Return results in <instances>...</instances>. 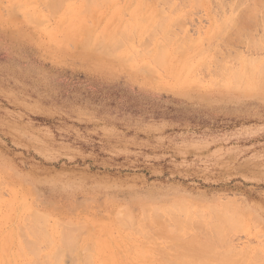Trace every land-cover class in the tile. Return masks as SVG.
Returning <instances> with one entry per match:
<instances>
[{"label":"rangeland","instance_id":"374dc122","mask_svg":"<svg viewBox=\"0 0 264 264\" xmlns=\"http://www.w3.org/2000/svg\"><path fill=\"white\" fill-rule=\"evenodd\" d=\"M28 1L0 0V232L2 231L1 233L3 235H12V237L16 235V238L11 237L14 239L12 240L10 236L3 237L0 233V248L4 251L3 253L0 249V264L4 262V264L10 262V264H26V262L34 264V258L38 256L33 258L32 255L34 253L31 254L28 250L30 249L31 251L32 248L37 247L36 250L34 249L35 251H32L37 253L38 246V251L40 250L38 253V262L43 259L41 258L40 252L45 256L47 255L45 261L47 260L48 262H43V264H50L51 262L54 264H62L65 259V264H83L85 260L88 264L91 262L92 264H100L102 261L107 262L106 259H108L109 264H143L144 262L146 264H166L168 263V261L165 262L167 258L172 263L175 261L176 263L174 264H178V262L179 264L180 262L181 264H199V261L205 263V257L210 261L211 258L209 257H212L210 254H207L209 257L204 254L205 256H202V260L199 259L201 254L199 255L198 253L197 258L195 254L193 255L195 261L193 262L189 254L186 256L187 253L183 251L186 257H182L183 254L180 253L182 255L180 256L181 258H177L179 254L176 251L181 249V247H174H178L182 242H180V239L178 241L180 243L176 242V239L174 240L176 243L174 241L172 242L173 237L171 236L176 237L179 233L177 239L181 238L180 233L185 231L184 227L187 229L186 223L189 226L188 233L190 235L194 234L197 236L207 230V233L210 235L212 233L210 232L212 227L215 231V226L217 227L220 223L218 220L219 217H216L219 213V216L221 214L224 215L220 217L221 219L228 214L226 216L228 218L225 217L226 220L228 219V222L233 221L232 216L236 214L237 216L240 215V217L235 216L234 218V220L236 219V223L234 222V224L240 226L233 224L234 229L235 227H240L239 229L237 228V230L230 232L229 229L228 234H225L226 232L224 233V229L222 231L223 235H227L225 236L226 239H224L226 245H222V243H225L224 241L220 242L222 245L221 248V246L216 244L219 242L217 241L219 237L216 239L214 236L216 242L215 239H212L221 248L218 250L225 252H222L221 257H226L228 255L226 254L227 252L233 254L235 253L234 251H239L240 249L239 253L236 252L234 256H227L230 259L224 257L225 259L223 260V257L221 259L219 255L220 261H224L219 263L225 264L226 262V264H229L231 259L234 260L239 257L238 260H235L237 261L236 264L239 263V260L244 262L243 264L247 262L250 264L249 261H252V259L254 261L255 253L258 251L261 252L258 254L264 258V84H260L263 81L258 71V69L260 70L259 66L261 67L260 63L262 64L264 61V18H262L264 17V6L261 5L262 3L260 4L264 0H260V2H257V0H155L154 2H151L152 0H102L101 2V0H98L101 5L95 0L97 6L94 1L91 3V0L89 2L88 0H83L87 4L81 2L82 0H63L64 3L62 0H57L56 9L52 8L51 1V3H47L48 0ZM58 1H60L61 6ZM137 1L139 4H137ZM163 1H166V4ZM254 2L263 8L261 9L260 6L259 8L256 7L257 9L254 10L256 12L252 11L251 14L249 7ZM14 3L16 4L15 6ZM80 3L83 4V7ZM88 3H90V7H88ZM137 5H139V8ZM12 6L15 7V13L14 9L12 11ZM17 6L21 7L17 8ZM57 6L59 7L58 10ZM49 7L52 10L48 9ZM87 8H90L91 12ZM133 8L138 12H134ZM85 10L89 12L82 13ZM65 11L66 13H64ZM11 12L15 16H11ZM23 12L26 15H23ZM27 15H31L29 19ZM71 15H74L72 16L74 17L73 20ZM146 15L147 21L145 20L144 22L146 18L140 20L141 17L143 18ZM243 15L248 16V18L251 16L252 20L249 22V18L247 19L248 22H243V17L246 18ZM139 16L140 18L138 19ZM37 17L42 20V23L40 20V23L36 20L38 19ZM60 17L65 19L62 20ZM163 17L166 18L164 19ZM233 17L235 20H241L242 25L243 23L246 24L243 25L241 33L240 30L242 27L240 29V26L242 25H239V29L236 26L239 32L233 29L236 33L228 29L230 26L232 27V21H235ZM236 17H241L242 19ZM20 18L23 19L21 20ZM161 19L162 21L165 20L161 24L162 26L158 25V23H161ZM113 20L114 22H112ZM154 20L158 22L157 25H155L156 22ZM70 21H74V23L72 24ZM111 22L113 26L107 24ZM241 22L239 21L238 24H241ZM129 23L131 25L134 23V28L130 29L131 26H129ZM139 23H141V26ZM79 26L82 28L84 26L85 30L81 29L83 33L86 32V28L90 30L89 27L91 28L93 26L90 30L92 33L90 34L91 40H87L91 42L85 41L88 43V46L93 48L95 45L92 46V44L96 40L99 45V41L102 40L101 43L103 42V44L100 46L95 42L96 46H98H95V49L97 51L99 50L98 52L94 49L89 50L91 47H84V44H86L85 41L80 40L87 36H84L81 30H78L81 28ZM105 26L106 31L110 29L105 32L106 34L103 33ZM137 26L140 27V30H138L139 27ZM159 26L161 28L157 30ZM135 27L138 31L136 32L135 30L136 33L131 32ZM111 30L114 32L113 34H115L116 40L113 38L114 35L112 37L110 36ZM121 30L125 31L128 38V34L131 33L130 36L133 35V38L128 40L124 35L127 43L123 38L119 40L123 36H119L122 33ZM116 31H118V34ZM69 33L70 35L72 34L71 37ZM146 34L149 36L147 37ZM98 35L100 37H97ZM76 36L79 37L77 38ZM103 36L106 40H104L105 38L98 40ZM75 37L79 41L76 40V42ZM118 37L119 42L123 40L125 42H122L123 44L120 42L122 44L121 46L117 42ZM107 40H111L113 43L116 41L119 46L117 44L113 45L112 42ZM104 41L111 43L110 46H107L109 43L105 45ZM144 42H150V44L146 46ZM81 43H84L81 46L86 51L80 47ZM193 44L195 45L191 47ZM112 45L118 46L119 49L116 48V50L114 49L115 51L110 50L111 48L113 49ZM183 45L187 49L185 52V47H183L184 49L182 48ZM104 46H106V50L109 47V53H107V56L109 55L108 59L105 54H101L103 53L101 49ZM158 46H163L162 49L166 46L164 51L166 52L165 56L161 53V48L159 50L160 58L163 56V58L167 59H164L163 62L162 58L163 64L161 65L160 60H157L160 62L157 63L153 59L156 55L155 52L159 53L158 49H156ZM187 46L192 49L187 48ZM179 47L183 49L184 53L181 52V48L180 51L178 50ZM120 50L122 51L120 52ZM73 51H75V54ZM131 51H134V53ZM70 53L73 54L72 57ZM233 53L234 55H230ZM121 54L124 55L122 56ZM124 56H128L129 58L125 57L126 59L121 60ZM254 56L257 60L254 59ZM156 57L155 59H159L158 56ZM243 59L248 60L246 62ZM184 61L187 62L184 63ZM249 61H251L250 65L248 63ZM144 64L147 65H145L147 68L144 67ZM257 64L258 66H256ZM148 66L152 69H149ZM253 69H255V73ZM231 70L235 71V74L239 71L236 77L234 74L232 75L235 78L230 76V73H234ZM239 75L242 76L240 77ZM249 75H260V78H258L262 82L258 83L257 77L253 78L252 76L251 78ZM236 79L240 80L238 81ZM254 79H257L258 82ZM245 80L246 82H244ZM247 81L249 82L247 83ZM234 83L238 86L234 85ZM230 84L235 88L230 87ZM252 85L259 87L255 88ZM244 86H249L252 89L248 88L249 90H247V87L245 88ZM180 203L182 204L180 206H184V209L179 207ZM226 204L227 206H225ZM224 206L225 208H223ZM148 207L149 211L147 210L145 212ZM153 207L157 208L156 210L159 213L151 212ZM227 207L229 208L227 209ZM121 208L122 210L125 209V211H128L125 215H128L129 212L131 215L125 217L123 214L125 211L122 212ZM143 208H145L144 211ZM211 208L218 212H212L213 210ZM230 208L231 210L233 209L231 212L229 210ZM30 209H34L33 214L37 211L39 213L44 212L48 216L44 214L40 215L41 218L42 216H46L47 218L44 217L46 220L39 218V220L38 215H30L32 217L30 220L36 224H33L30 227L31 230L28 232L26 229L32 224V221H29L30 224L26 222L29 220ZM226 209L228 210L227 213L224 212ZM118 210L122 212L123 217H128V220L125 219L128 225L131 221L140 223L141 219L139 220V218L142 216L145 219L148 217L149 224H151V220L153 223L154 219H156V224L154 223L156 227L154 228V225H150L149 227L146 224L147 221L142 219L141 221H145V224L141 222V226L146 225L143 231L137 224L135 225L142 234L140 231L137 234L138 231L136 228H122L125 222H119L121 220L118 221L115 218L122 216V214H118L119 212H115ZM169 211L170 213H167ZM196 211L197 214H200V217L194 214ZM141 213H145V215L143 216ZM148 213L154 219H149L150 215ZM182 213L185 216H182ZM211 213H216V215H211ZM231 213L232 216L230 215ZM22 215L27 220H24ZM12 216L14 217L12 218ZM130 216L133 219L131 221H129ZM190 216L191 220L187 222L185 219L187 217L190 218ZM206 216L208 219L210 218V221H207ZM36 217L38 224L35 221ZM104 218L106 219L104 220ZM66 219H68L66 222L70 220V224L77 225L76 223L79 221L83 223V220L87 222V225L83 223L86 226L84 225V228L82 227L83 224L80 226L84 230L81 229L82 232L79 235L80 224L78 225L79 230L78 228L75 230L74 227L77 233L76 236L74 235V231H70V228H68L72 225H66ZM24 221L29 225L26 226ZM61 221L63 224L65 222V226L68 227H66V230L64 228L65 232L61 231L63 235L59 236L58 234L62 233L56 231L63 226L60 223ZM181 221L182 224H179L180 226L182 225L181 227L179 226L181 230L178 232V228H176L178 225L176 226L175 223H181ZM194 221H198L197 224ZM20 222H23L26 228L20 226ZM184 222L186 223L184 224ZM194 223L197 227L201 226L203 231L200 228H194V225L191 226V228H194L192 231L190 225ZM215 223L216 225H214ZM17 224L20 228L23 227L21 230L19 229L22 232V239L19 236L20 231L17 232L18 229H14L18 228ZM116 224L117 226H115ZM132 224L131 222L130 227ZM157 224L164 225L165 228L168 226L167 228L173 230H170L173 235L168 233L170 235V242H168L167 235V232L170 231L168 229L162 231L166 233L164 235L167 237L162 240L163 236H161L162 234L159 231L161 232V229L163 230L164 227L162 226L163 228H161V225L159 227ZM203 224L206 230L203 228ZM223 224L220 223L222 228L225 226ZM227 224L226 226L228 227ZM43 225L48 227H44L47 230L45 234L47 233L49 235L48 237L51 241L47 239V234L46 237L43 236ZM231 225L232 223L229 224V226ZM147 227L149 229L145 232H150L148 236L150 235L151 238H149L151 240L147 238V233L144 232ZM34 228H37V230H34ZM12 229L14 230L12 231ZM15 230L17 233L14 234ZM68 230L69 232L73 231L71 233L73 236H69L70 234L65 236ZM195 230L198 232H195ZM39 231H42L41 235L44 237L38 236L37 239H43L40 240L42 241L40 245L38 244L40 241L37 240V242L35 240L36 238H33L39 235ZM157 231L160 236H156ZM183 234V238L181 239L190 238L189 234H187V237L185 233ZM208 234L205 236H208L207 238L209 240L213 238V236L210 237ZM214 234L217 233L214 232ZM145 235L147 236V241L149 239L148 242L144 239ZM197 237H202V234ZM197 237H193V239H197ZM24 238L28 240H26L25 245L23 242L21 243V240ZM84 239L85 241H83ZM4 240L6 241L5 243L3 242ZM60 240L65 241V247L62 245V241L59 244ZM116 240L119 242L117 243ZM31 241L35 242L32 244L33 246L29 245L32 243ZM49 241L50 246H48ZM52 241L56 246L59 244V247H64L65 250L62 249L65 253L59 247L55 249L54 244L53 249ZM86 241H88L87 244L90 243L89 245L93 244V249L88 245L84 249L86 247ZM70 242H72V246L74 242L75 249H79L82 253L80 254L78 252L79 250L69 247ZM109 242L110 244L112 242V245ZM126 242L128 243L126 244ZM142 242H144L143 246L141 244ZM155 242H158L159 247ZM171 242L178 245L172 246ZM227 242L229 244L231 243V246H228ZM78 243L82 246H79ZM220 243L218 244L220 245ZM9 244L13 248L8 246ZM14 245L18 246L15 247ZM169 246L170 248L168 249ZM224 246H227L226 250H224ZM126 247L129 249V252ZM218 247L214 246L213 248L215 249H211L212 251L210 250L206 253L211 252L213 257L218 258L214 253ZM232 247L235 248L234 251H232ZM82 248L84 250L81 251ZM196 248L198 249V246ZM229 248L231 249V253L229 252ZM244 248L245 253L243 252ZM256 248H258V251ZM15 249L16 251H14ZM149 249H153L154 251L150 250V252L148 251L149 253L145 252ZM227 249L229 250L227 251ZM44 250L47 251L44 252ZM11 251L13 253L15 252V255L11 256L13 254ZM54 251H57L55 256L61 257L64 255V259L61 257V261L59 257H56L58 259L55 261V258L51 257V260L50 255ZM109 251H111V255ZM221 251L218 254H221ZM26 252L27 254H25ZM86 252L90 253V255ZM97 252L98 254H96ZM158 252L160 253L158 254ZM216 252L218 251L216 250ZM242 252L244 255L247 254L245 260H242L245 257L241 254ZM94 253L96 254L95 256ZM169 253L172 256L174 255V259L171 255H168ZM253 253L254 255L252 256ZM2 254L5 259L2 258ZM20 254L24 255V257ZM54 254L52 255L54 256ZM139 255L145 258L141 259ZM159 256L163 258V261ZM251 256L253 257L252 259ZM72 257L76 259L74 260ZM16 259L18 260L16 261ZM31 259L33 260L31 261ZM140 259L144 261L142 262ZM181 259L185 260V263ZM187 259H192V262H189L190 260ZM57 260L61 261V263ZM146 260L150 261L147 262ZM186 260L188 263H186ZM259 260L262 261L263 259ZM118 261L119 263H117ZM170 261L169 263H171ZM211 261L213 264L215 263L213 260ZM253 261L251 264L257 262ZM242 262L239 264H242ZM209 263L211 264V262ZM261 263L263 264L264 262Z\"/></svg>","mask_w":264,"mask_h":264},{"label":"bare ground","instance_id":"6f19581e","mask_svg":"<svg viewBox=\"0 0 264 264\" xmlns=\"http://www.w3.org/2000/svg\"><path fill=\"white\" fill-rule=\"evenodd\" d=\"M29 1H30V0H29ZM29 1H28V2H29ZM34 1H35V0H34ZM36 1H37V0H36ZM38 1H39V0H38ZM42 1H44V0H42ZM50 1L52 2V6H53L52 8L56 9L55 7H56V5H57V3H56L57 0H48L47 3L50 2ZM60 1H61V0H60ZM60 1H58L59 5H60ZM62 1H63V0H62ZM84 1H87V0H84ZM93 1H94V3L96 4V6H97V3H96V2H98V4H99V1H98V0H97L96 2H95V0H91V3H92ZM106 1H108V0H106ZM154 1H155V0H152L151 2H154ZM159 1H160V0H159ZM167 1H168V0H167ZM199 1H200V0H199ZM213 1H214V0H213ZM247 1H248V0H247ZM258 1L260 2V0H257V2H258ZM261 1H263V0H261ZM51 2H50V3H51ZM54 2H55L56 4H55ZM81 2H83V0H82ZM88 2H89V0H88ZM101 2H102V0H101ZM137 2H138V1H137ZM144 2H145V1H144ZM148 2H149V1H148ZM151 2H149V3L151 4ZM163 2H164V1H163ZM165 2H166V1H165ZM165 2H164V3H165ZM263 2H264V1H263ZM263 2H260V4L262 3L261 5L264 6ZM61 3H62V2H61ZM63 3H64V1H63ZM83 3H85V2H83ZM103 3H104V2H103ZM168 3H170V2H168ZM180 3H181V2H180ZM238 3H239V2H238ZM238 3H237V4H238ZM245 3H246V2H245ZM27 4H28V3H27ZM27 4H26V5H27ZM81 4H82V3H80V5H81ZM85 4H87V3H85ZM85 4H84V5H85ZM89 4H90V3H88V7H90ZM137 4H139V2H138ZM153 4H155V3H153ZM156 4H157V3H156ZM165 4H166V3H165ZM182 4H184V3H182ZM239 4H240V3H239ZM241 4H242V3H241ZM254 4H255V2H254ZM254 4H253V5H250V7H249V9H251V12H250L251 14H252V11H254V10L257 9L256 7L259 8V6H260V5H256V4L254 5ZM12 5H13V4H12ZM15 5H16V4L14 3V6H15ZM17 5H20V4H17ZM30 5H31V4H30ZM45 5H47V4H45ZM59 5H58V6H59ZM64 5H65V4H64ZM99 5H101V4H99ZM151 5H152V4H151ZM167 5H168V4H167ZM226 5H227V4H226ZM22 6H23V4H22ZM31 6H32V5H31ZM58 6H57V10H58V8H59ZM60 6H61V5H60ZM77 6H78V5H77ZM168 6H169V5H168ZM195 6H197V5H195ZM199 6H200V5H199ZM220 6H221V5H220ZM246 6H247V5H246ZM19 7H21V6H17V8H19ZM82 7H83V4H82ZM137 7L139 8V5H137ZM14 8H15V7L12 6V11H13ZM45 8H46V7H45ZM84 8H86V7L84 6ZM138 8H136V9H138ZM147 8H148V7H147ZM176 8H177V7H176ZM224 8H225V7H224ZM260 8H261V6H260ZM262 8H263V7H262ZM262 8H261V9H262ZM21 9H22V8H21ZM29 9H30V8H29ZM48 9H50V7H49ZM133 9H134V8H133ZM141 9H143V8H141ZM174 9H175V8H174ZM16 10H17V9H16ZM50 10H52V9H50ZM63 10H64V9H63ZM83 10H84V9H83ZM87 10L90 11V8H89V9L87 8ZM87 10L82 11V13H83V12L86 13ZM147 10H148V9H147ZM151 10H152V9H151ZM151 10H150V12H151ZM172 10H173V8H172ZM172 10H171V12H172ZM258 10H259V9H258ZM19 11H20V10H19ZM89 11H87V12H89ZM142 11H143V10H142ZM142 11H141V12H142ZM145 11H146V10H145ZM232 11H233V10H232ZM249 11H250V10H249ZM263 11H264V9H263ZM15 12H16V11H15V9H14V13H15ZM52 12H53V11H52ZM52 12H51V13H52ZM67 12L71 13L70 11H67ZM76 12H77V11H76ZM90 12H91V11H90ZM92 12H94V11L92 10ZM134 12L137 13L138 11H135V9H134ZM162 12H164V11H162ZM245 12H246V11H245ZM254 12H256V11H254ZM261 12H262V11H261ZM11 13H12L11 16H15V15L13 14V12H11ZM54 13H55V11H54ZM64 13H66V11H65ZM72 13H74V12H72ZM85 13H84V14H85ZM132 13H133V12H132ZM143 13H144V12H143ZM151 13H152V12H151ZM259 13H260V12H259ZM20 14H21V13H20ZM24 14L26 15L25 12H23V15H24ZM27 14H28V13H27ZM32 14H33V12H32ZM76 14H77V13H76ZM160 14H161V13H160ZM246 14H247V13H246ZM253 14H254V13H253ZM261 14H262V13H261ZM54 15H55V14H54ZM54 15H53V16H54ZM64 15H65V14H64ZM134 15H135V14H134ZM134 15H133V16H134ZM136 15H137V14H136ZM140 15H141V14H140ZM142 15H143V14H142ZM187 15H188V14H187ZM237 15H238V14H237ZM255 15H256V14H255ZM21 16H22V15H21ZM29 16H31V15H27V18H28V19H29ZM37 16H38V15H37ZM72 16H74V15H71V17H72ZM75 16H76V15H75ZM92 16H93V13H92ZM124 16H125V15H124ZM160 16H161V15H160ZM160 16H159V17H160ZM162 16H163V15H162ZM243 16H246V15H243ZM243 16H242V17H243ZM253 16H254V15H253ZM256 16H257V15H256ZM263 16H264V12H263ZM25 17H26V16H25ZM38 17H39V16H38ZM38 17H37V18H38ZM93 17H94V16H93ZM146 17H147V15H146V16H143V18H142V17L140 18V16H139L138 19L140 18V20H143V19L146 18ZM30 18H31V17H30ZM60 18H61V17H60ZM73 18H74V17H72V20H73ZM148 18H149V17H148ZM151 18H152V16H151ZM151 18H150V19H151ZM161 18H162V17H161ZM163 18H164V17H163ZM165 18H166V17H165ZM165 18H164V19H165ZM233 18H234V17H233ZM236 18H238V17H236ZM240 18H241V17H239L238 19H240ZM244 18H245V17H243V19L241 18L242 21L244 20L243 22L247 21V19H249V18H250V19H249V22H250V20H252V19H251V16H249V18H248V16H246V18H245L246 20H245ZM254 18H255V17H254ZM254 18H253V20L255 21ZM262 18H264V17H262ZM20 19H21V18H20ZM22 19H23V18H22ZM22 19H21V20H22ZM61 19H62V18H61ZM63 19H65V18H63ZM63 19H62V20H63ZM138 19H137V21H138ZM153 19H154V18H153ZM36 20H37V21L40 20L41 23H42V20H41V19L38 18V19H36ZM36 20H35V21H36ZM79 20H80V19H79ZM97 20H98V19H97ZM116 20H117V19H116ZM133 20H134V19H133ZM145 20L147 21V18L144 19V22H145ZM233 20H235V18H234ZM256 20H257V19H256ZM263 20H264V19H263ZM26 21H27V20H26ZM40 21H39V23H40ZM43 21H44V19H43ZM77 21H78V20H77ZM95 21H96V20H95ZM130 21H131V20H130ZM130 21H129V22H130ZM149 21H150V20H149ZM154 21H155V20H154ZM157 21H158V20H157ZM164 21H165V20L162 21V19H161V23H160V24H159L158 22L155 21V22H156L155 25H157V23H158V25H161L162 23H164ZM174 21H175V20H174ZM237 21H238L237 19H236L234 22L232 21V24H231L232 27L230 26L232 29H231L230 27H229L228 29H229V30H233V29H234V30L236 31V30H237V29H236V26H237L238 29H239V25H242V22H241V20H239V21L241 22V24H238L239 21H238V22H237ZM27 22H28V21H27ZM70 22H72V24L74 23V21H70ZM70 22H69V23H70ZM75 22H76V21H75ZM83 22H84V21H83ZM112 22H114V20H113ZM112 22H111V23H107V24H111V25H112ZM142 22H143V21H142ZM151 22H152V19H151ZM179 22H180V21H179ZM235 22H237L238 25L235 24ZM247 22H248V21H247ZM80 23H81V22H80ZM84 23H85V22H84ZM137 23H138V22H137ZM165 23H167V22H165ZM245 23H246V22H245ZM89 24H90V23H89ZM107 24H106V26H107ZM129 24H130L129 26H131L130 29H131V28H134V27H133L134 23H133V25H131V23H129ZM149 24H150V23H149ZM172 24H173V21H172ZM182 24H183V23H182ZM19 25H20V23H19ZM34 25H35V24H34ZM36 25H37V23H36ZM70 25H71V24H70ZM76 25H77V24H76ZM87 25H88V24H87ZM139 25L141 26V23H139ZM165 25H166V24H165ZM165 25H163V26H165ZM243 25H246V24L243 23ZM243 25L240 26V29H241V27H242V29L240 30V33H241V31L243 30ZM14 26H17V25H14ZM71 26H72V25H71ZM81 26H82V25H81ZM81 26H79V27H81ZM88 26H90V25H88ZM106 26L104 27L105 29L103 28V29H104V32H103V31H100V32L105 33V32H107V31H109L110 29L106 31ZM108 26H110V25H108ZM112 26H113V25H112ZM114 26H115V25H114ZM161 26H162V25H161ZM172 26H174V25H172ZM92 27H93V26H91V28H92ZM118 27H119V26H118ZM137 27H139V26H137ZM156 27H157V26H156ZM226 27H227V26H226ZM19 28H20V27H19ZM91 28L89 27L90 30H91ZM108 28H110V27H108ZM113 28H114V27H113ZM160 28H161V27L159 26V28H157V30H158V29L160 30ZM169 28H171V26H169ZM247 28H248V27H247ZM81 29L85 30V29H84V26H83V28L81 27V28L78 29V30H81ZM116 29H117V27H116ZM147 29H148V28H147ZM248 29H249V28H248ZM87 30H88V29L86 28V32H85V33H83V31L81 30L82 34H83L84 36H87V37L83 39L82 36L79 35V36H81V38H82V40H80V41H83V40H84V41H85V40L87 41V40L90 39V34H92V33H91L90 30H88V31H87ZM95 30H96V29H95ZM114 30H115V29H114ZM135 30H136V27H135L134 30L132 29L131 32H132V31L135 32ZM138 30H140V27H139ZM138 30H136V32H137ZM155 30H156V29H155ZM167 30H168V29H167ZM234 30H233V32H235ZM22 31H23V29H22ZM69 31H70V30H69ZM71 31H72V30H71ZM75 31H76V30H75ZM75 31H74V32H75ZM92 31H93V30H92ZM96 31H97V30H96ZM129 31H130V30H129ZM172 31H173V30H172ZM175 31H176V30H175ZM79 32H80V31H79ZM79 32H78V34H79ZM87 32H89V33L87 34ZM94 32H95V31H94ZM97 32H98V31H97ZM117 32H118V31H116V33H117ZM119 32H120V31H119ZM121 32H122V33L124 32V34L121 33V35H119V36H122V35H123V36H122L120 39H119V37H118L117 40H118V39L121 40V39L123 38V39H125V41H126V38H128V36H126L125 31H122V30H121ZM126 32H127V31H126ZM136 32H135V33H136ZM149 32H150V31H149ZM173 32H174V31H173ZM237 32H239V31L237 30ZM247 32H249V31H247ZM75 33H76V32H75ZM75 33H74V34H75ZM113 33H114V32L111 30V35H110V36L112 37V36L114 35L113 38H115V34H113ZM135 33H132V34H135ZM138 33H139V32H138ZM151 33H152V32H151ZM151 33H150V34H151ZM153 33H154V32H153ZM156 33H157V32H156ZM235 33H236V32H235ZM235 33H234V34H235ZM243 33H244V32H243ZM23 34H24V33H23ZM85 34H86V35H85ZM93 34H95V33H93ZM100 34H101V33H100ZM105 34H106V33H105ZM105 34H104V36H105ZM107 34H108V33H107ZM117 34H118V33H117ZM139 34H140V33H139ZM148 34H149V33H148ZM150 34H149V35H150ZM154 34H155V33H154ZM164 34H165V33H164ZM169 34H170V33H169ZM69 35H70V33H69ZM71 35H72V34H71ZM71 35H70V37H71ZM124 35H125L126 38L124 37ZM128 35H129L128 40H129L130 38H133V35L130 36L131 33L128 34ZM146 35H147V34H146ZM149 35H147V37H148ZM151 35H152V34H151ZM165 35H166V34H165ZM172 35H173V34H172ZM56 36H57V35H56ZM61 36H62V35H61ZM66 36H68V35H66ZM79 36H78V37H79ZM88 36H89V38H88ZM104 36H103L102 38L98 39V40L104 39V38H105ZM110 36H109V38H111ZM231 36L233 37V35H231ZM248 36H249V33H248ZM70 37H69V38H70ZM76 37H77V36H76ZM76 37H75V38H76ZM78 37H77V38H78ZM94 37H95V36H94ZM97 37H100V36L98 35ZM150 37H152V36H150ZM178 37H179V36H178ZM180 37H181V36H180ZM241 37H242V36H241ZM250 37H251V36H250ZM69 38H68V39H69ZM77 38L75 39V41L78 40ZM168 38H169V36H168ZM238 38H239V36H238ZM262 38H263V37H262ZM92 39H93V38H92ZM96 39H97V38H96ZM96 39H95V40H96ZM107 39H108V38H107ZM111 39H112V38H111ZM166 39H167V38H166ZM169 39H170V38H169ZM178 39H179V38H178ZM263 39H264V38H263ZM73 40H74V38H73ZM73 40H71V41L74 42ZM90 40H91V39H90ZM104 40H106V38H105ZM115 40H116V38H115ZM115 40H114V41H115ZM119 40H118L117 42H118L119 45L121 46V45L123 44L122 42H124V40H123L122 42L120 41L122 44L119 42ZM171 40H172V39H171ZM233 40H234V39H233ZM238 40H239V39H238ZM240 40H241V39H240ZM242 40H243V39H242ZM254 40H255V39H254ZM59 41H60V40H59ZM78 41H79V40H78ZM84 41H83V42H84ZM86 41H85L86 44H84V43H81V44H80V47H81V48H82V46H81L82 44L85 45V46L83 45L84 47L88 46V45H87V44H88L87 42H89V41H87V42H86ZM101 41H102V40H101ZM101 41H99L100 45L103 44V42L101 43ZM107 41H109V40H107ZM144 41H145V40H144ZM149 41H150V40H149ZM159 41H160V40H159ZM164 41H165V39H164ZM167 41H168V39H167ZM244 41H245V40H244ZM257 41H258V40H257ZM76 42H77V41H76ZM90 42H91V41H90ZM90 42H89V43H90ZM92 42H93V41H92ZM95 42L98 44V41H97V40H96ZM95 42H94V43H95ZM104 42H105V41H104ZM109 42H112V41L110 40ZM109 42H105L104 44L106 45V43L108 44ZM117 42H116V41H115L114 43L112 42V44H113V45H114V44H115V45H116V44L118 45ZM160 42H161V41H160ZM165 42H166V41H165ZM168 42H169V41H168ZM180 42H182V41H180ZM235 42H236V41H235ZM237 42H238V41H237ZM246 42H247V41H246ZM258 42H259V41H258ZM260 42H261V41H260ZM260 42H259V43H260ZM60 43H61V42H60ZM74 43H75V42H74ZM94 43L92 44V46H94V45L96 46V43H95V44H94ZM124 43H125V42H124ZM126 43H127V41H126ZM140 43H141V41H140ZM145 43H146V42H144V44H145ZM185 43H186V42H185ZM191 43H192V42H191ZM254 43H256V42H254ZM259 43H257V44H259ZM110 44H111V43H109V45H107V46H110ZM129 44H130V43H129ZM129 44H127V45H129ZM141 44H142V43H141ZM147 44L149 45L150 42H149V43H146V46H148ZM160 44L163 45L162 43H160ZM160 44H159V45H160ZM195 44H196V42H195ZM195 44L191 45V47H193ZM228 44H229V43H228ZM246 44H247V43H246ZM251 44H252V43H251ZM251 44H249V45H251ZM261 44H263V43L261 42ZM100 45L98 44V46H100ZM113 45H112L113 49L111 48L110 50H114V49L116 50V48H118V46H119V45H118V46H113ZM139 45H140V44H139ZM156 45H157V44H156ZM165 45H166V43H165ZM177 45H178V42H177ZM177 45H176V46H177ZM180 45H181V44H180ZM253 45H254V44H253ZM95 46H94L93 48H92L91 46H88V47H91L89 50H92V49L96 50V49H95ZM98 46H96V47H98ZM166 46H167V45H166ZM166 46H165V47H166ZM189 46H190V45H189ZM189 46H187V48H190ZM196 46H197V44H196ZM254 46H255V45H254ZM262 46H263V45H262ZM104 47H105V50H106V46H104ZM104 47H103V49L100 48L101 51L103 52V53H101V52H100V53H101V54H105V56H107V53H109V47H108V49H107L106 51L104 50ZM114 47H115V48H114ZM143 47H144V45H143ZM154 47H155V46H154ZM162 47H163V46H161V47L158 46V47L156 48V49H158V52H159V53L155 52L156 55H155V57H153L154 61L156 60L157 63H160V62H161L160 65L163 64V63H162V60H163V62H164V59L167 60L166 58H163V56L166 55V54H165L166 52H164L166 48L164 47V49H162ZM183 47H185V50H184V52H185V51L187 50V49H186V46L183 45L182 48H183ZM252 47H253V46H252ZM160 48H161V53L163 54V56H161V57H162L163 59L160 58V56H159V55H160V51H159ZM180 48H181V47L178 48L179 51L182 49V48H181V49H180ZM253 48H254V47H253ZM255 48H256V46H255ZM86 49L88 50V48H86ZM118 49H119V48H118ZM183 49H184V48H183ZM183 49L181 50L182 53H184V52H183ZM190 49H192V48H190ZM248 49H249V48H248ZM82 50H85V49L82 48ZM94 50H93V51H94ZM115 50H114V51H115ZM146 50H147V49H146ZM153 50H154V49H153ZM173 50H174V49H173ZM193 50L195 51V49H193ZM228 50H230V49H228ZM228 50H227V52H228ZM235 50H236V49H235ZM85 51H86V50H85ZM96 51H97V50H96ZM96 51H94V52H96ZM98 51H99V50H98ZM98 51H97V52H98ZM104 51H105V53H104ZM107 51H108V52H107ZM121 51H122V50H120V52H121ZM134 51H135V50H134ZM134 51H133V52L131 51V52L134 53ZM149 51H150V50H149ZM149 51H148V52H149ZM154 51H156V50H154ZM162 51H163V52H162ZM236 51H237V50H236ZM74 52H75V51H73V53H74ZM111 52H112V51H111ZM111 52H110V54H111ZM181 52H180V53H181ZM76 53H77V52H76ZM83 53H84V52H83ZM112 53H113V52H112ZM117 53H118V52H117ZM137 53H138V52H137ZM180 53H178V54H180ZM182 53H181V54H182ZM229 53H230V52H229ZM234 53H235V52H234ZM234 53H233V54H230V55H234ZM74 54H75V53H74ZM86 54H87V53H86ZM118 54H119V53H118ZM130 54H131V53H130ZM139 54H140V53H139ZM141 54H142V53H141ZM70 55H71V57H72L73 54L70 53ZM70 55H69V56H70ZM83 55H84V54H83ZM111 55H113V54H111ZM111 55H110V56H111ZM116 55H117V54H115V56H116ZM119 55H120V54H119ZM121 55H122V54H121ZM123 55H124V54H123ZM123 55H122V56H123ZM187 55H188V54H187ZM236 55H237V54H236ZM69 56H68V57H69ZM108 56H109V55H108ZM108 56H107V59H108ZM122 56H121V57H122ZM128 56H129V54H128ZM128 56H127V57L124 56L121 60L126 59V58H129ZM130 56H131V55H130ZM156 56H158L159 59H155V58H157ZM181 56H182V55H181ZM183 56H185V55H183ZM242 56H243V55H242ZM112 57H113V56H112ZM116 57H117V56H116ZM116 57H115V59H116ZM125 57H126V58H125ZM222 57H223V56H222ZM235 57H236V56H235ZM243 57H244V56H243ZM243 57H242V58H243ZM117 58H119V57H117ZM132 58H133V57H132ZM182 58H183V57H182ZM223 58H224V60H226L225 57H223ZM237 58H238V57H237ZM248 58H249V57H248ZM251 58H252V57H251ZM263 58H264V57H263ZM161 59H162V60H161ZM168 59H169V58H168ZM183 59H185V58H183ZM188 59H189V58H188ZM249 59H250V58H249ZM254 59L257 60V58H255V56H254ZM157 60H158V61L160 60V62H158ZM243 60H246V62H247L248 59H243ZM250 60H251V59H250ZM253 61H254V60H253ZM185 62H187V61H184V63H185ZM144 63H145V62H144ZM165 63H166V62H165ZM237 63H238V62H237ZM248 63H249V65H250L251 61H249ZM253 63H254V62H253ZM256 63H257V62H256ZM243 64H244V63H243ZM145 65H146V64H144V67H145ZM260 65H261V67L259 66L260 70H259L258 68H257V69H258V71L260 72L262 78H264V76H263V74H264V61L262 62V64L260 63ZM146 66H147V65H146ZM218 66H219V65H218ZM222 66H223V65H222ZM227 66H228V65H227ZM245 66H246V65H245ZM256 66H258V64H257ZM256 66H255V67H256ZM148 67H149V69L151 68L150 66H148ZM220 67H221V66H220ZM230 67H231V66H230ZM236 67H237V66H236ZM249 67H251V66H249ZM249 67H248V68H249ZM145 68H147V67H145ZM180 68H182V67L180 66ZM237 68H238V67H237ZM151 69H152V68H151ZM218 69H220V68H218ZM218 69H217V71H218ZM225 69H226V68H225ZM246 69H247V67H246ZM250 69H251V68H250ZM250 69H249V71H250ZM147 70H148V69H147ZM147 70H146V72H148ZM234 70H235V68H234ZM236 70H237V69H236ZM244 70H245V69H244ZM254 70H255V69H253V71H254ZM149 71H150V70H149ZM223 71H224V68H223ZM223 71H221V72H223ZM251 71H252V70H251ZM218 72H219V71H218ZM231 72H234V73H230V74H231L230 76H232V75L234 74V76L236 77V74H238L239 71L236 72V74H235V71H232V70H231ZM247 72H248V71H247ZM259 72H257V73H259ZM219 73H220V72H219ZM223 73H226V72H223ZM245 73H246V72H245ZM250 73H251V72H250ZM254 73H255V71H254ZM262 73H263V74H262ZM179 74H180V73H179ZM179 74H178V75H179ZM220 74H221V73H220ZM256 75H258V74H256ZM182 76H183V75H182ZM182 76H181V77H182ZM234 76H232V77H234ZM239 76H240V75H239ZM241 76H242V75H241ZM241 76H240V77H241ZM243 76H244V75H243ZM249 76H251V75H249ZM252 76H253V75H252ZM252 76H251V78H252ZM177 77H178V76H177ZM222 77H223V76H222ZM228 77H229V76H228ZM235 77H234V78H235ZM244 77H245V76H244ZM254 77H257V78L259 77V78H260V75H259V76H253V78H254ZM185 78H186V77H185ZM225 78H226V77H225ZM230 78H231V77H230ZM259 78H258V81H259V82L257 81V79H254V80H256L258 83H260V82L263 81V83H260V84H264V79L261 78L262 81H260ZM181 79H182V78H181ZM224 80H225V79H224ZM233 80H234V79H233ZM236 80H238V79H236ZM236 80H235V81H236ZM239 80H240V79H239ZM239 80H238V81H239ZM251 80H252V79H251ZM235 81H233V82H235ZM215 82H217V81H215ZM231 82H232V79H231ZM244 82H246V80H245ZM244 82H243V83H244ZM248 82H249V81H247V83H248ZM239 83H240V82H239ZM239 83H238V84H239ZM258 83H257V84H258ZM220 84H221V83H220ZM226 84H227V82H226ZM251 84H252V83H251ZM257 84H256V85H257ZM260 84H259V85H260ZM228 85H229V84H228ZM230 85H231L230 87H233L232 84H230ZM234 85H236V83H234ZM236 86H238V85H236ZM252 86L255 87V85H252ZM244 87H245V88L247 87V90H249L248 88H251V87H249V86H244ZM258 87H259V86H256L255 88H258ZM228 88H229V86H228ZM233 88H235V87H233ZM262 88H263V86H262ZM240 89H241V87H240ZM251 89H252V88H251ZM245 90H246V89H245ZM247 90H246V91H247ZM242 91H243V90H242ZM12 184H14V183H12ZM21 187H22V186H21ZM21 187H20V188H21ZM21 191H22V189H21ZM22 192H23V191H22ZM17 193H19V192H17ZM23 193H24V192H23ZM17 197H18V196H17ZM4 203H5V202H4ZM181 203H182V202H181ZM181 203L179 204V207H180L181 209H182V208L184 209V206H183V207L180 206V205H182ZM227 204H228V203H227ZM227 204H226L225 206H227ZM1 205H2V204H1ZM172 205H173V204H172ZM174 205H175V204H174ZM183 205H184V204H183ZM123 206H124V205H123ZM225 206H224L223 208H225ZM25 207H27V206H25ZM156 207H157V206H156ZM122 208H124V207H122ZM122 208H121V210H122ZM145 208H146V207H145ZM145 208H143V211H144ZM162 208H163V207H162ZM167 208H168V207H167ZM172 208H173V207H172ZM215 208H216V207H215ZM228 208H229V207H227V209H228ZM141 209H142V208H141ZM148 209H149V207L145 210V212H147ZM150 209H151V208H150ZM154 209L156 210L157 208H154V207H153V210H151V212L153 211V212L156 213L157 210L155 211ZM163 209H164V208H163ZM211 209H212V208H211ZM227 209H226V211H224V210H223V211H224L225 213H227V212H228ZM23 210H24V208H23ZM28 210H29V209H28ZM165 210H166V209H165ZM167 210H168V209H167ZM170 210H171V209H170ZM195 210H196V209H195ZM199 210H200V209H199ZM212 210H213L212 212H216V211H217V210L214 211L215 209H212ZM229 210H230V212H231L233 209L231 210V208H230ZM234 210H235V209H234ZM25 211H27V210H25ZM30 211H31V213H29V220L26 221V222H29V221L31 222V221H32V220H30V219L32 218L30 215H32V216H35V215L37 216V215H38V219L40 218L41 220H43V218L46 217V216H42V218H41L40 215H43V214H44V215H47V214H45L44 212H40V213H39V212H37V211H36V213H38V214H36V213L33 214L34 209H33V210L30 209ZM30 211H28V212H30ZM124 211H125V209L122 210V212H124ZM148 211H149V210H148ZM161 211H162V209H161ZM223 211H222V212H223ZM28 212H27V213H28ZM89 212H90V211H89ZM115 212H119V210H118V211H115ZM122 212H119L118 214L121 215ZM126 212H128V211H125L123 214L125 215ZM171 212H173V211H171ZM182 212H183V211H182ZM217 212H218V211H217ZM219 212H220V211H219ZM233 212H234V211H233ZM12 213H13V212H12ZM85 213H86V212H85ZM149 213H150V212H149ZM149 213H148V214H149ZM157 213H159V212H157ZM157 213H156V214H157ZM162 213H164V212H162ZM167 213H170V211L167 212ZM190 213H191V212H190ZM208 213H209V212H208ZM235 213H236V211H235ZM235 213H234V214H235ZM102 214H103V213H102ZM114 214L117 215L116 213H114ZM123 214H122V216H121L122 218H121L120 216H118L119 218H118V217H115V215H114V217L117 218L118 221L121 220V221H119V222H122V223L125 222V223H126L125 219H127L128 217H127V218H125V217H126V216H129V215H131V214H130V212H129L128 215H125V217H123V216H124ZM141 214H143V216L145 215V213H141ZM141 214H140V215H141ZM174 214H175V213H174ZM194 214H197V211H196ZM212 214H213V213H211V215H212ZM219 214H220V213H219ZM219 214H217L216 217H217V218L219 217L218 220L220 221V223L223 224V222H224L223 225H225V226H226V223H228V224H227L228 227L226 226L227 229H226L225 226L222 228L219 222H218L219 225H217V227L215 226V231H214V229H213V227H212L211 230H213V231H214L215 233H217L219 236H218L217 234H214V232L211 231V230H210V232H212V233H211L212 235H211V234L209 235V234L207 233L208 230H207V231H203V229H201V228H202L201 226L198 225L199 227H197L196 224H197L198 221H194V222H196V224L194 223V224L190 225V228H191V226H193V225H194V226H193L194 228H197V229L200 228V230H202L204 233H200V232H201V231H200V232H199L200 234H199V233H195V234H199V235H197V236H201V234H202V237H200L201 239L198 238L196 235H194V234H192V233H191V234H192L193 236L190 235V234L188 233L189 226H188V224H187L186 222H184V224L186 223V227H187V229H185V227H184V230H185V231H184L183 233H185V236H186V237H187V234H189L190 238H188V239H187V238H184L185 240H184V239H181V238H183V235H184V234L181 232V233H180V234H181V235H180L181 238H178V239H177V236H178V234H179L178 232H180V230H181V228L179 229V226H180L179 224H182L183 219H182L181 223H180V222H176V223H177V224H176V223L174 222L176 226L178 225V227H176V228H178V232H177L178 234L176 235V237H175V236H171V237H173V238H172L173 240H171V241L173 242V241L176 239L175 241L178 242L179 239H180V242H182L181 244H179V245H181V246H179L178 244H173V243L171 242V243H172V246H173V245H174V246L178 245V247L176 246V247H174V248H180V247H181V249H178V251H176L177 249L174 250V251H176V252L179 254V257L177 256V258H181V257H180V256H182L181 254H183L184 252H186V253H187L186 256H188V254H189L190 258L193 259V255L196 254L195 256H196V258H197V255H198V253H199V255L201 254V257L199 258L200 260H202V256H203V257L205 256L204 254H206V255H207V254H210V256H212V257H209V255H207V257L211 258L210 261H209L208 258L205 257V259H206V260L204 261L205 263H203V261H201L202 263L199 261V264H200V263H201V264H210L209 262H211V264H213L211 260H213V262H215L216 264H218L219 262H224V261H220V257H221V255H222V252H224V251L218 250V249L220 248V247H218V246H221V248H222V245H226V241H225L224 239H226L225 236H227V235H225V234H228V230H229V229H230V230H229V232H230V231H232V230H237V228L239 229L240 227H237V228L235 227V229H234V226H233L234 222L236 221V219L234 220V218H235V216H237V214H236L235 216H232V213L230 214V215L233 217V221H232V220H231L232 218L229 216V217L231 218V219H230L231 222L229 221L230 223L228 222V219L226 220V218H228V217H226V216H228V214L225 216L226 218H225V217H222V219H221L220 217H221V216H224V215L221 214V215L219 216ZM223 214H224V213H223ZM234 214H233V215H234ZM15 215H16V213H15ZM27 215H28V214H27ZM67 215H69V214H67ZM83 215H85V214H83ZM93 215H94V214H93ZM93 215H92V217H93ZM96 215H97V214H96ZM96 215H95V217H96ZM103 215H104V214H103ZM149 215H150V217H149V219H150V218H151V214H149ZM149 215H148V216H149ZM158 215H159V214H158ZM168 215H169V214H168ZM183 215H184V213H182V216H183ZM190 215H191V214H190ZM198 215H199V217H200V214H197V216H198ZM208 215H209V214H208ZM213 215H216V213H214ZM39 216H40V217H39ZM47 216H48V215H47ZM59 216H62V215H59ZM71 216H72V215H71ZM71 216H69V217H71ZM81 216H82V215H81ZM81 216H80V217H81ZM87 216H90V215H87ZM97 216H98V215H97ZM104 216H105V215H104ZM156 216H157V215H156ZM175 216H176V215H175ZM182 216H181V218H183ZM184 216H185V215H184ZM188 216H189V215H188ZM9 217H10V215H9ZM13 217H14V216H12V218H13ZM18 217H19V216H18ZM23 217H24V216L22 215V218H23ZM64 217H65V216H64ZM64 217H63V218H64ZM173 217H174V215H173ZM194 217H195V216H194ZM237 217H240V215L237 216ZM5 218H6V217H5ZM46 218H47V217H46ZM46 218H44V219L46 220ZM72 218H73V217H72ZM74 218H75V217H74ZM76 218L79 219L78 217H76ZM130 218H131V219H130ZM130 218H129V221L133 220V219H132V216H130ZM147 218H148V217H147ZM147 218L145 219V217L143 218L142 216H140L139 220H140V219H141V220H142V219H145V220L147 221L146 224H148L149 227H150V225L153 226L154 223L156 222V219L151 218V219H154V222L152 223V220H151V222H150L151 224H149V222H148L149 220H147ZM156 218H157V217H156ZM160 218H162V217H160ZM164 218H165V217H164ZM195 218H197V217H195ZM201 218H203V217L201 216ZM205 218L208 219L207 216H206ZM214 218H215V217H214ZM217 218H216V221H217ZM14 219H15V218H14ZM40 219H39V220H40ZM54 219H55V218H54ZM92 219H93V218H92ZM97 219H99V218H97ZM105 219H106V218H104V220H105ZM113 219H114V218H113ZM122 219H123L124 221H123ZM171 219H172V218H171ZM197 219H199V218H197ZM209 219H210V218H209ZM209 219H208L207 221H210ZM220 219H221V220H220ZM238 219H240V218H238ZM15 220H16V219H15ZM15 220H14V221H15ZM24 220H27V219L24 217ZM33 220H34V219H33ZM55 220H56V219H55ZM67 220H68V219H66L65 222H66ZM75 220H76V219H75ZM85 220H86V219H85ZM104 220H103V221H104ZM127 220H128V219H127ZM134 220H135V219H134ZM141 220H140V223H136V222L131 221V222L133 223V224L131 225V227H130L131 222L128 221V222H129V225H128L127 223H126L127 225H126L125 223H123L124 225L122 226V228H128V229H130V228H134V229H135V228H136L135 225L137 224V226L140 227V229L142 228L141 230L143 231L144 226L146 227V225L141 226V225H142L141 222H144V224H145V221H141ZM179 220H180V219H179ZM179 220H178V221H179ZM185 220H186L187 222H189V221L191 220V216H190V218L187 217V219H185ZM188 220H189V221H188ZM201 220H202V219H201ZM201 220H199V222H201ZM240 220H241V219H240ZM240 220H238V221H240ZM18 221H19V219H18ZM18 221H17V222H18ZM20 221H21V219H20ZM22 221H23V220H22ZM35 221H37V217H36V220H35ZM53 221H54V220H53ZM56 221H57V220H56ZM69 221H70V220H69ZM69 221L66 222L67 224H66L65 222H64V224H63L62 221H61L60 223H62L64 227L62 226L59 230L57 229V228H58V227H57L56 229H57L58 231H56V232H58V233L61 232V231L65 232L66 227H68L69 225H72V226H69L68 228H70V231L73 230L74 233H75L74 235L77 236V233H76L75 230L78 228V225L80 224V225H79V227H80L83 223H85V224L87 223V222H85V221L82 220L83 223H81V222L79 221L78 223H76L77 225H75V224H70ZM72 221H73V219H72ZM72 221H71V222H72ZM113 221H114V220H113ZM160 221H161V220H160ZM174 221H175V220H174ZM176 221H177V217H176ZM192 221H193V220H192ZM202 221H203V220H202ZM204 221H205V220H204ZM238 221H237V222H238ZM12 222H13V221H12ZM24 222H25V221H24ZM26 222H25V223H26ZM30 222H29V224H30ZM57 222H59V221H57ZM110 222H111V221H110ZM137 222H139V221H137ZM172 222H173V221H172ZM240 222H241V221H240ZM20 223H21L20 226H23V227H25V228H26L27 225H29L28 223H26V226H24L25 224H23V222H20ZM68 223H69V224H68ZM72 223H75V222H72ZM159 223H160V222H159ZM190 223H191V222H190ZM216 223H217V222H216ZM216 223H215L214 225H216ZM231 223H232V225L229 226V224H231ZM235 223H236V222H235ZM14 224H15V223H14ZM33 224H36V223L32 221V224L28 226V228L26 229V231L28 230V232H29V230H31L30 227H31ZM37 224H38V221H37ZM45 224H48V223H45ZM65 224L68 225V226H65ZM85 224H83V226H82L83 228H84V225H85ZM88 224H89V223H88ZM114 224H115V222H114ZM155 224H156V223H155ZM161 224H164V223H161ZM161 224H157V225L160 227ZM170 224H171V223H170ZM172 224H173V223H172ZM184 224H183V225H184ZM237 224H239V223H237ZM240 224H241V223H240ZM12 225H13V224H12ZM17 225H18V224H17ZM58 225H59V224H58ZM60 225H61V224H60ZM86 225H87V224H86ZM86 225H85V226H86ZM110 225H112V224H110ZM119 225H120V223H119ZM133 225H134V227H132ZM139 225H140V226H139ZM148 225H147V226H148ZM164 225H165V224H164ZM164 225H161V228H163ZM166 225H167V224H166ZM173 225H174V224H173ZM173 225H172V226H173ZM175 225H174V226H175ZM195 225H196V227H195ZM205 225H206V224H205ZM234 225H235V224H234ZM115 226H117V224H116ZM124 226H125V227H124ZM128 226H129V227H128ZM158 226H157V228H159ZM162 226H163V227H162ZM181 226H182V225H181ZM181 226H180V227H181ZM212 226H213V224H212ZM218 226H220V227H218ZM235 226H240V225H235ZM1 227H2V226H1ZM17 227H18V228H14V229H18L17 232H19V231L21 230V228H23V227L20 228L19 225H18ZM34 227H35V226H34ZM42 227H43V229H44L43 236L46 237V234H47V233L45 234V232H46L47 230H46V228H44V227H47V226H44V225H43ZM49 227H50V225H49ZM51 227H52V226H51ZM59 227H60V226H59ZM71 227H73V228L71 229ZM74 227H75V230H74ZM82 227H80V230H79V228H78V230H79L78 235L82 232V230H84ZM120 227H121V226H120ZM138 227H137V228H138ZM149 227H147L146 230H144V232L147 231V230L149 229ZM155 227H156V225H154V228H155ZM167 227H168V226H167ZM167 227H166V228L164 227L163 230L161 229V232L159 231V233L162 234L161 236H163V237H162V240H163V238H167L166 235H164V234H166V233H164V232H162V231H164V229H168L169 231L171 230V229H169V228H167ZM207 227L210 228L209 226H207ZM232 227H233V228H232ZM40 228H41V227H40ZM40 228H39V229H40ZM47 228H48V227H47ZM62 228H63V230H62ZM64 228H65V230H64ZM117 228H118V227H117ZM137 228H136V230L138 231ZM154 228H153V230H154ZM194 228H191V230L193 231ZM203 228H204V224H203ZM219 228H222V229H221V230H218ZM231 228H232V229H231ZM0 229H1V228H0ZM14 229H12V231H13ZM19 229H20V230H19ZM35 229L37 230V228H34V230H35ZM56 229H55V230H56ZM81 229H82V230H81ZM120 229H121V228H120ZM128 229H127V230H128ZM204 229L206 230V228H204ZM223 229H224V233L226 232L224 235L222 234ZM8 230H9V229H8ZM41 230H42V228H41ZM51 230H53V229H51ZM78 230H77V231H78ZM118 230H119V229H118ZM132 230H133V229H132ZM136 230H135V232H136ZM151 230H152V229H151ZM157 230H159V229H157ZM168 230H167V231H168ZM6 231H7V229H6ZM42 231H43V230H42ZM42 231H41V232H42ZM73 231H72V232H69V230H68V231L65 233V236H68L69 234H70L69 236H73V235H71V233H73ZM128 231H129V230H128ZM139 231H140V230H139ZM139 231L137 232V234H139ZM167 231H166V232H167ZM171 231H173V230H171ZM171 231H170V232H167V235H168V242H170V241H169V236H170L169 234L171 233ZM196 231H197V230H195V232H196ZM220 231H221V232H220ZM1 232H2V231H1ZM1 232H0V233H1ZM8 232H9V231H8ZM17 232H16V230H15L14 234L17 233ZM33 232H34V231H33ZM39 232H40V231H39ZM41 232L39 233V235H37V237H36V236L33 237L34 239L36 238V239H35L36 241H37V240L40 241V240L42 239V238L37 239L38 236H39V237H43V236L41 235V234H42ZM50 232H51V231H50ZM50 232H49V233H50ZM52 232H53V231H52ZM56 232H55V234L57 235ZM120 232H121V231H120ZM131 232H132V231H131ZM131 232H130V233H131ZM133 232H134V230H133ZM133 232H132V233H133ZM186 232H187V233H186ZM197 232H198V231H197ZM218 232H219V233H218ZM233 232H234V231H233ZM11 233H13V232H11ZM21 233H22V232L20 231V235H19V236H20V239H22V238H21V237H22ZM30 233H32V232H30ZM61 233H62V232H61ZM126 233H128V232L126 231ZM140 233H141V231H140ZM145 233H147V232H145ZM149 233H150V232H149ZM149 233H147V236H148ZM159 233H158V231H157L156 236H160ZM168 233H169V234H168ZM173 233L175 234V232H173ZM1 234H2V233H1ZM6 234H7V233H6ZM18 234H19V233H18ZM44 234H45V235H44ZM67 234H68V235H67ZM83 234H84V233H83ZM121 234H122V233H121ZM133 234H134V233H133ZM141 234H142V233H141ZM158 234H159V235H158ZM171 234H172V233H171ZM206 234H208L210 237L213 236V238H211V239L209 240V239L207 238L208 236H207V237L205 236ZM220 234L222 235V237H220V236H221ZM257 234H259V233H257ZM2 235H3V234H2ZM27 235H28V234H27ZM29 235H30V236H33V235H31V234H29ZM40 235H41V236H40ZM58 235H59V236H60V235H63V233H62V234L59 233ZM100 235H101V234H100ZM105 235H106V234H105ZM131 235H132V234H131ZM131 235H130V236H131ZM172 235H173V234H172ZM216 235H217V236H216ZM4 236H5V237H8V236H10V235L7 234V235H3V237H4ZM24 236L26 237V235H24ZM24 236H23V237H24ZM48 236H49V235L47 234V239L51 241V239H50ZM50 236H51V235H50ZM102 236H103V235H102ZM106 236H107V235H106ZM121 236H122V235H121ZM141 236H142V235H141ZM141 236H139V237H141ZM147 236H146V235H145V237L143 236L144 239H145L146 241H147V238L150 237V235H149L148 237H147ZM189 236H188V237H189ZM191 236H192V237H191ZM203 236H204L207 240H206ZM214 236L216 237V239L219 237L218 240H217V241H219L218 243L223 242V241H224L225 243H222V245H221V243H220V245H219L218 243H216V244L218 245V246H217V245L214 243V241H213V240L215 239ZM11 237H12V235L10 236V239H12L13 237L16 238V235H14L12 238H11ZM51 237H52V236H51ZM134 237H137V236H134ZM146 237H147V238H146ZM174 237H175V238H174ZM193 237H197V239H196V238L193 239ZM43 238H44V237H43ZM107 238H108V237H107ZM123 238H124V237H123ZM150 238H151V237H150ZM150 238H149V239H150ZM220 238L222 239V241H220V240H221ZM1 239H2V238H1ZM3 239H4V238H3ZM6 239H7V238H6ZM24 239H25V238H24ZM24 239L21 240V243L23 242V244L25 245V242H27L28 240H27V238H26L25 240H24ZM79 239H80V237H79ZM79 239H78V240H79ZM94 239H95V238H94ZM126 239H127V238H126ZM139 239H140V238H139ZM141 239H142V238H141ZM149 239H148V241H149ZM160 239H161V238H160ZM198 239H199V240H198ZM204 239H205V240H204ZM212 239H213V240H212ZM216 239H215V242H216ZM12 240H14V239H12ZM15 240H16V239H15ZM18 240H19V238H18ZM18 240H17V241H18ZM26 240H27V241H26ZM35 240H32V241H35ZM42 240H43V239H42ZM48 240H47V241H48ZM56 240H58V239H56ZM62 240H64V239H62ZM62 240H60L59 244L61 243ZM108 240H109V239H108ZM108 240H107V241H108ZM118 240H119V239H118ZM122 240H123V239H122ZM127 240H128V239H127ZM134 240H135V239H134ZM150 240H151V239H150ZM154 240H156V239H154ZM162 240H161V241H162ZM164 240L167 242L166 239H164ZM181 240H182V241H181ZM186 240H187V241H186ZM194 240H195V242H194ZM200 240H202V241H200ZM229 240H230V238H229ZM7 241H9V240L7 239ZM17 241H16V242H17ZM32 241H31V242H32ZM50 241L48 242V246L51 245V244H49ZM76 241H77V240H76ZM83 241H85V239H84ZM88 241H89V240H88ZM88 241H86V245H85L86 247H85V248L83 247L84 249L87 248V245H88V246H91V248H92V245H93V244H92V245H89L90 243L87 244ZM92 241H93V240H92ZM109 241H110V240H109ZM116 241H117V240H116ZM125 241H126V240H125ZM135 241H136V240H135ZM146 241H144V242H146ZM148 241H147V242H148ZM175 241H174V242H175ZM184 241H186V242H184ZM198 241H199V244H198ZM211 241H213V242H211ZM227 241H228V239H227ZM0 242H1V241H0ZM3 242L5 243L6 241L4 240ZM13 242H15V241H13ZM37 242H38V241H37ZM41 242H42V241L38 242V244L40 245ZM56 242H57V241H56ZM64 242H65V241H62V245H64V247H65V243H64ZM74 242H75V240H74ZM74 242H73V246H72V242H70L71 245H70V243H69V247H72V249H75V247H74V246H75V245H74L75 243H74ZM77 242H78V241H77ZM79 242H80V241H79ZM90 242H91V241H90ZM118 242H119V241H117V243H118ZM144 242L141 243L142 246H143ZM147 242H146V244H147ZM176 242H175V243H176ZM180 242H178V243H180ZM183 242H184V244L186 243V245H184ZM196 242H197V243H196ZM228 242H230V241H228ZM228 242H227L228 246H231V245H230L231 243L229 244ZM9 243L11 244V242H9ZM28 243H30V242H28ZM34 243H35V242H32V243H30L29 245H32V244H34ZM44 243H45V240H44ZM63 243H64V244H63ZM81 243H82V242H81ZM84 243H85V242H84ZM91 243H93V242H91ZM120 243L123 245V243H122L121 241H120ZM120 243H119V244H120ZM127 243H128V242H126V244H127ZM134 243H135V242H134ZM164 243H165V242H164ZM193 243H196V244H193ZM7 244H8V242H7ZM10 244H9L8 246H10ZM17 244H18V243H17ZM19 244H20V243H19ZM23 244H21V245H23ZM42 244H43V243H42ZM42 244H41V245H42ZM53 244H54V243H53V241H52V247L55 245V244H54V245H53ZM59 244H58V245H59ZM109 244H110V242H109ZM121 244H120V245H121ZM136 244H137V242H136ZM138 244H140V243H138ZM151 244L153 245V243H151ZM155 244H157V246H158V242H157V243L155 242ZM160 244H161V243H160ZM197 244H198V245H197ZM213 244H214L215 247H218V248L216 249L218 252H216V250H215V252H214V253H215V256L217 255L218 258H217V257H213V255H212L211 252H210V253H206L207 251H210L211 249H215V248H213V247H214ZM2 245H3V244H2ZM15 245H16V244H15ZM15 245H14V246H15ZM24 245H23V247H24ZM36 245H37V244H36ZM43 245L45 246V244H43ZM43 245H42V246H43ZM46 245H47V243H46ZM58 245H57V246L55 245V249H57V248L59 247ZM67 245H68V244H67ZM76 245H77V243H76ZM78 245H79V243H78ZM80 245H81V244H80ZM80 245H79V246H80ZM83 245H84V244H83ZM110 245H112V242H111ZM120 245H119V246H120ZM169 245H171V244H169ZM17 246H18V245H17ZM17 246H15V247H17ZM32 246H33V245H32ZM60 246H61V245H60ZM81 246H82V245H81ZM95 246H96V245H95ZM130 246H131V245H130ZM136 246H137V245H136ZM155 246H156V245H155ZM160 246H161V245H160ZM172 246H171V248H172ZM185 246H187V247H185ZM192 246H193V247H192ZM194 246H195V247H194ZM197 246H198V249L196 248ZM247 246H248V245H247ZM247 246H246V247H247ZM259 246H260V245H259ZM263 246H264V243H263ZM0 247H1V246H0ZM6 247H7V245H6ZM10 247L13 248V246H10ZM10 247H8V248H10ZM19 247H20V246H19ZM40 247H41V246H40ZM64 247H62V248L65 250ZM77 247H78V246H77ZM97 247H98V246H97ZM102 247H103V246H102ZM158 247H159V246H158ZM162 247H163V246H162ZM165 247H166V245H165ZM226 247H227V246H226ZM226 247H225V246L223 247V248H225L224 250H226ZM233 247H234V246H233ZM233 247H232V249H233L232 251H234V249H235V248H233ZM4 248H5V244H4ZM24 248H25V247H24ZM30 248H31V247H30ZM36 248H37V247H36ZM36 248L34 247L35 250H36ZM62 248L59 247V249H62ZM66 248H67V247H66ZM80 248H81V247H80ZM83 248L81 249V251L84 250ZM91 248H90V249H91ZM98 248H99V247H98ZM124 248H125V247H124ZM141 248H142V247H141ZM144 248H145V247H144ZM169 248H170V246L168 247V249H169ZM194 248H196V249H195L196 252H195V250H193ZM221 248H220V249H221ZM260 248H262V247H260ZM0 249H1V248H0ZM10 249H11V248H10ZM21 249H22V247H21ZM34 249L32 248L31 251H30V249H29L28 252H31V254H32V253L35 254V255H34V254L32 255L33 258L36 257V256L39 257V254H38L39 251H40V250L38 251L39 246H38V249H37V253H36V252H32V251H35ZM45 249H46V248H45ZM53 249H54V247H53ZM63 249H62V251L65 253V251H64ZM76 249H77V248H76ZM76 249H75V250H76ZM92 249H93V248H92ZM96 249H97V248H96ZM104 249H105V247H104ZM122 249H123V248H122ZM126 249H127V247H126ZM136 249H137V248H136ZM136 249H135V250H136ZM142 249H143V248H142ZM145 249H146V248H145ZM145 249H144V250H145ZM160 249H161V248H160ZM163 249H164V248H163ZM185 249H186V251H185ZM229 249H230V248H229ZM229 249H227V251H228ZM246 249H247V248H246ZM251 249H252V248H251ZM251 249H250V250H251ZM256 249H257V251H258V248H256ZM262 249H263V248H262ZM1 250H2V249H1ZM5 250H7V249H5ZM12 250H13V249H12ZM18 250H19V248H18ZM75 250H74V251H75ZM77 250H79V249H77ZM110 250H111V249H110ZM124 250H125V249H124ZM127 250H128V252H129V249H127ZM150 250H151V251H154L153 249H149V250H147V251H145V252H148V251L150 252ZM164 250H165V249H164ZM179 250H180V251H179ZM181 250H182V251H181ZM192 250H193V251H192ZM243 250H244L243 252L245 253V248H244ZM250 250H249V252H250ZM7 251H8V250H7ZM14 251H16V249H15ZM46 251H47V250H46ZM46 251L44 250V252H46ZM57 251H58V250H57ZM57 251H54L53 253L51 252V255H50V258H51V257L55 258V261H56V259H58V258H56V257H59V256H55ZM70 251H72V250H70ZM85 251H86V250H85ZM93 251L96 252L95 250H93ZM122 251H123V250H122ZM155 251H156V250H155ZM157 251H158V250H157ZM183 251H184V252H183ZM211 251H212V250H211ZM220 251H221V254H218ZM230 251H231V249L229 250V252H230ZM239 251H240V249H239ZM239 251L237 250V251H234V252H235V253H236V252L239 253ZM2 252L4 253L3 250H2ZM20 252H21V251H20ZM20 252H19V253H20ZM48 252H49V250H48ZM58 252H59V251H58ZM72 252H73V251H72ZM78 252H80V250H79ZM89 252H90V251H89ZM98 252H99V250H98ZM98 252H97L96 254H98ZM110 252H111V251H109V253H110ZM139 252H140V251H139ZM142 252H143V251H142ZM142 252H141V253H142ZM149 252H148V253H149ZM163 252H165V251H163ZM193 252H194V253H193ZM243 252H242L241 254H243ZM252 252H253V251H252ZM255 252H256V251H255ZM259 252H260V251H258L257 253H255L254 261H257L256 263H258V264H262L261 262H264V258L262 257V255H259V254H258ZM11 253H13V252L11 251ZM14 253H15V252H14ZM14 253L11 254V256H12V255H15ZM17 253H18V252H17ZM54 253H55V254H54ZM81 253H82V252H80V254H81ZM86 253H87V252H86ZM92 253H93V252H92ZM100 253H101V252H100ZM116 253H117V252H116ZM130 253H131V252H130ZM134 253H135V252H134ZM141 253H140V254H141ZM151 253H152V252H151ZM153 253H154V252H153ZM159 253H160V252H158V254H159ZM173 253H174V252H173ZM180 253H181V254H180ZM216 253H217V254H216ZM224 253H225V252H224ZM224 253H223V254H224ZM230 253H231V252H230ZM235 253H233V254H229V253L227 252L226 254H228V255L225 254L226 257H225V256H224V257L230 259V257H227V256H229V255H233V256H234ZM246 253H247V252H246ZM260 253H261V252H260ZM6 254H7V253H6ZM6 254H5V255H6ZM9 254H10V253H9ZM25 254H27V252H26ZM28 254H29V253H28ZM52 254H54V256H53ZM87 254L90 255V253H87ZM96 254L94 253V256H95ZM119 254H120V252H119ZM124 254H125V253H124ZM131 254L133 255V253H131ZM138 254H139V253H138ZM143 254H144V253H143ZM158 254H157V255H158ZM166 254H167V253H166ZM17 255H18V254H17ZM20 255H21V254H20ZM40 255L42 256L41 258H43V259L40 258V259H41V261H39L40 264H41V263L43 264V262L47 263L48 261H47V260L45 261V259H47V258H46L47 255L45 256V255L41 254V252H40ZM57 255H58V254H57ZM82 255H83V254H82ZM84 255H85V254H84ZM89 255H88V256H89ZM105 255H107V254H105ZM110 255H111V253H110ZM113 255H114V254H113ZM115 255L117 256V254H115ZM144 255H145V254H144ZM160 255H162V254H160ZM168 255H171L172 258H173V256H174V255L172 256V254H170V253H169ZM219 255H220V257H219ZM253 255H254V253L252 254V256H253ZM257 255H258V259H257ZM263 255H264V253H263ZM7 256H8V255H7ZM9 256H10V255H9ZM21 256L24 257V255H21ZM44 256H45V257H44ZM48 256H49V255H48ZM67 256H69V255H67ZM85 256H86V255H85ZM94 256H93V257H94ZM121 256H122V255H121ZM126 256H127V255H126ZM134 256H135V255H134ZM137 256H138V255H137ZM141 256H142V255H141ZM186 256H184V254H183L182 257H186ZM241 256H242V255H241ZM244 256H245V257H244ZM252 256H251V259L253 258ZM0 257H1V256H0ZM15 257H16V256H15ZM25 257H27V256H25ZM38 257L34 258V261H35L36 264H37V262H38V260H39ZM61 257L63 258V257H65V256L63 255V256H61ZM61 257H59V258L61 259ZM99 257H100V254H99ZM99 257H97V258H99ZM104 257H105V256H104ZM127 257H128V256H127ZM131 257H133V256H131ZM139 257H140V255H139ZM160 257H161V256H159V258H160ZM164 257H165V255H164ZM198 257H199V256H198ZM222 257H223V256H222ZM222 257H221V259H222ZM224 257H223V260L225 259ZM243 257H244V258H243ZM243 257H242V258H243L242 260H245V259L247 258V254H246V255L243 254ZM2 258L5 259V257H4L3 254H2ZM66 258H67V257H66ZM72 258H73V257H72ZM106 258H107V257H106ZM112 258H113V257H112ZM128 258H129V257H128ZM140 258L143 259V258H145V257L143 256V258H142V257H140ZM150 258H152V257H150ZM156 258H157V257H156ZM161 258H162V257H161ZM212 258H213V259H212ZM215 258H217V259H215ZM238 258H239V257H238ZM238 258H235V259H234V257H233L234 260L231 259V262L234 263V264H236L237 261H235V260H236V259L238 260ZM255 258H256L257 260H256ZM4 259H3V261H4ZM60 259H59V260H60ZM63 259H64V258H63ZM73 259L75 260L76 258H73ZM94 259H95V258H94ZM100 259H102V258H100ZM131 259H132V258H131ZM141 259H140V260H141ZM168 259H169V258H167V260H166V261L164 260V261H165V262L168 261V263H169L170 260H168ZM173 259H174V258H173ZM192 259H187V260H190L189 262H192V261L194 262L195 259H193V260H192ZM214 259H215V260H214ZM218 259H219V261L216 262V260H218ZM259 259H263V260L261 261V260H259ZM11 260H12V259H11ZM17 260H18V259H16V261H17ZM29 260H30V259H29ZM32 260H33V259H31V261H32ZM36 260H37V261H36ZM43 260H44V261H43ZM51 260H52V258H51ZM53 260H54V259H53ZM65 260H66V259H65ZM65 260H63L62 264L64 263ZM67 260H68V259H67ZM74 260H73V262H75ZM78 260H79V259H78ZM88 260H89V259H88ZM96 260H97V259H96ZM96 260H95V261H96ZM103 260H104V259H103ZM112 260H113V259H112ZM115 260H116V259H115ZM117 260H119V259L117 258ZM129 260H130V259H129ZM140 260H139V261H140ZM152 260H154V259H152ZM171 260H172V259H171ZM181 260H182V262L185 261V260H183V259H181ZM187 260H186V261H187ZM191 260H192V261H191ZM16 261H15V262H16ZM24 261H25V259H24ZM26 261H27V259H26ZM34 261H33V263H34ZM55 261H54V262H55ZM57 261H58V260H57ZM61 261H62V259H61ZM61 261H58V262L61 263ZM101 261H102V260H101ZM106 261L108 262V259H106ZM133 261H135V260H133ZM141 261H142V260H141ZM143 261H144V260H143ZM143 261H142V262H143ZM146 261L148 262V261H150V260H146ZM156 261H157V260H156ZM162 261H163V258H162ZM196 261H197V260H196ZM207 261H208V263H207ZM225 261H226V260H225ZM227 261H228V260H227ZM229 261H230V260H229ZM233 261H234V262H233ZM252 261H253V259H252ZM252 261H249L250 264L252 263ZM254 261H253V262H254ZM6 262H7V261H6ZM19 262H21V261H19ZM39 262H38V264H39ZM49 262H50V261H49ZM97 262H98V261H97ZM99 262H100V261H99ZM103 262H104V261H102V263H100V264H104V263L106 264V263H107V262H104V263H103ZM110 262H112V261H110ZM113 262H114V261H113ZM115 262H116V261H115ZM136 262H137V261H136ZM151 262H152V261H151ZM159 262H160V261H159ZM170 262H171V261H170ZM197 262H198V261H197ZM231 262H230V263H231ZM238 262L240 263V262H242V261L239 260ZM1 263H2V262H1ZM4 263H5V262H4ZM4 263H2V264H4ZM10 263H11V262H10ZM10 263H8V264H10ZM27 263H28V262H26V264H27ZM35 263H34V264H35ZM51 263H52V262H51ZM51 263H50V264H51ZM56 263H57V262H56ZM71 263H72V262H71ZM77 263H78V261H77ZM81 263H82V262H81ZM85 263H87L86 260H85V262H84L83 264H85ZM117 263H119V261H118ZM120 263H121V262H120ZM131 263H132V262H131ZM134 263H135V262H134ZM144 263H145V262H144ZM144 263H143V264H144ZM154 263H155V262H154ZM156 263H157V262H156ZM160 263H161V262H160ZM168 263H166V264H168ZM174 263H176V262L174 261L173 263L171 262V263H169V264H174ZM184 263H185V262H184ZM186 263H188V261H187ZM215 263H214V264H215ZM230 263H229V264H230ZM232 263H231V264H232ZM239 263H238V264H239ZM243 263H244V262H242V264H243ZM256 263H255V264H256ZM6 264H7V263H6ZM22 264H23V263H22ZM24 264H25V263H24ZM28 264H29V263H28ZM30 264H31V262H30ZM52 264H54V263H52ZM64 264H65V263H64ZM68 264H70V263H68ZM74 264H75V263H74ZM87 264H88V263H87ZM90 264H92V262H91ZM97 264H98V263H97ZM107 264H109V262H108ZM132 264H133V263H132ZM135 264H136V263H135ZM141 264H142V263H141ZM145 264H146V263H145ZM178 264H179V262H178ZM180 264H181V262H180ZM195 264H196V263H195ZM197 264H198V263H197ZM219 264H220V263H219ZM222 264H223V263H222ZM225 264H226V262H225ZM246 264H249V263L247 262ZM263 264H264V263H263Z\"/></svg>","mask_w":264,"mask_h":264}]
</instances>
